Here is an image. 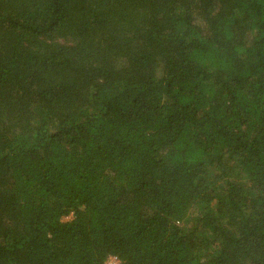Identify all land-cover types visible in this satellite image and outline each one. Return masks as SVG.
<instances>
[{"label": "trees", "instance_id": "trees-1", "mask_svg": "<svg viewBox=\"0 0 264 264\" xmlns=\"http://www.w3.org/2000/svg\"><path fill=\"white\" fill-rule=\"evenodd\" d=\"M264 264V0H0V264Z\"/></svg>", "mask_w": 264, "mask_h": 264}, {"label": "built area", "instance_id": "built-area-1", "mask_svg": "<svg viewBox=\"0 0 264 264\" xmlns=\"http://www.w3.org/2000/svg\"><path fill=\"white\" fill-rule=\"evenodd\" d=\"M106 264H118V261L114 260L113 258L109 259Z\"/></svg>", "mask_w": 264, "mask_h": 264}]
</instances>
